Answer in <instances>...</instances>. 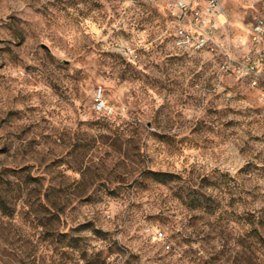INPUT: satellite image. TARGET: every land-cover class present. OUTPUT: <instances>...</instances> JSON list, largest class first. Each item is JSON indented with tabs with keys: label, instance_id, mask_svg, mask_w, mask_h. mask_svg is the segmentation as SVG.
<instances>
[{
	"label": "rangeland",
	"instance_id": "1",
	"mask_svg": "<svg viewBox=\"0 0 264 264\" xmlns=\"http://www.w3.org/2000/svg\"><path fill=\"white\" fill-rule=\"evenodd\" d=\"M174 4L0 0V264H264V60L223 71L264 0H220L203 50Z\"/></svg>",
	"mask_w": 264,
	"mask_h": 264
},
{
	"label": "built area",
	"instance_id": "2",
	"mask_svg": "<svg viewBox=\"0 0 264 264\" xmlns=\"http://www.w3.org/2000/svg\"><path fill=\"white\" fill-rule=\"evenodd\" d=\"M174 23L176 27V42L185 49L203 50L217 44L219 30L218 18L222 14L220 0H175ZM254 41L261 45L264 43V19H257L253 24ZM129 51H132L129 48ZM264 60V50H260L253 57L246 55L238 60L232 52L223 65V71L230 76H237L248 80L253 86H259L261 64ZM95 110L98 113L109 111V105L104 97L103 89L96 94ZM164 237L158 232V238Z\"/></svg>",
	"mask_w": 264,
	"mask_h": 264
},
{
	"label": "trees",
	"instance_id": "3",
	"mask_svg": "<svg viewBox=\"0 0 264 264\" xmlns=\"http://www.w3.org/2000/svg\"><path fill=\"white\" fill-rule=\"evenodd\" d=\"M154 177L159 180L160 182H166L169 177H173V175L162 172V173H153Z\"/></svg>",
	"mask_w": 264,
	"mask_h": 264
}]
</instances>
